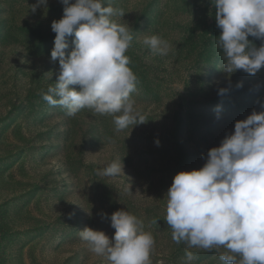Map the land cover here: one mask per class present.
<instances>
[{
    "label": "rangeland",
    "instance_id": "rangeland-1",
    "mask_svg": "<svg viewBox=\"0 0 264 264\" xmlns=\"http://www.w3.org/2000/svg\"><path fill=\"white\" fill-rule=\"evenodd\" d=\"M35 3L0 0V264H110L78 231L90 227L111 240L115 230L101 213L120 209L152 233L151 264H185L186 250L196 257L191 264H224L222 247L173 241L166 195L175 174L199 170L236 121L260 110L264 67L255 75L222 71L210 0H104L125 13L112 19L132 28L125 53L137 77L131 98L146 120L117 132L110 115L85 108L69 117L65 107L43 100L59 73L50 60V25L63 5L47 0L33 13ZM151 35L170 43L167 55L143 44ZM248 39L257 48L262 43ZM220 88L226 93L218 95ZM120 159L124 175L97 174Z\"/></svg>",
    "mask_w": 264,
    "mask_h": 264
},
{
    "label": "clouds",
    "instance_id": "clouds-1",
    "mask_svg": "<svg viewBox=\"0 0 264 264\" xmlns=\"http://www.w3.org/2000/svg\"><path fill=\"white\" fill-rule=\"evenodd\" d=\"M59 2L62 17L50 25L55 33L50 60L58 62L59 73L42 93L43 100L65 107L69 117L85 108L110 115L117 132L143 124L146 120L131 98L137 77L125 55L133 39L132 28L112 19H122L123 10L103 6L104 0ZM210 4L221 29L217 44L224 54L222 71L229 76L237 70L255 75L264 67V0H210ZM38 7L46 8L47 0H36L31 11L35 13ZM249 36L261 40V45L255 47ZM68 37H72L71 51L66 55ZM143 44L158 55H167L171 49L158 35L145 36ZM226 91L220 88L218 95ZM259 107L236 121L219 146L208 150L199 170L175 174L166 195L165 221L173 241L208 251L222 247L225 251L219 259L224 264H264V101ZM155 143L159 146L158 140ZM97 174H123L122 159L106 164ZM101 217L109 218L115 230L111 240L90 227L78 231L91 252L110 264H151L155 240L144 230L142 220L125 209L110 217L101 213ZM195 258L186 250L185 264Z\"/></svg>",
    "mask_w": 264,
    "mask_h": 264
}]
</instances>
